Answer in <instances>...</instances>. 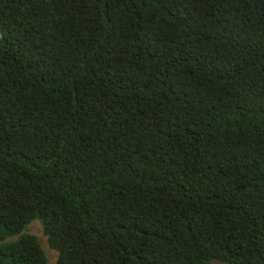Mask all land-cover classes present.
I'll list each match as a JSON object with an SVG mask.
<instances>
[{"label": "trees", "instance_id": "1", "mask_svg": "<svg viewBox=\"0 0 264 264\" xmlns=\"http://www.w3.org/2000/svg\"><path fill=\"white\" fill-rule=\"evenodd\" d=\"M264 264V0H0V264Z\"/></svg>", "mask_w": 264, "mask_h": 264}, {"label": "rangeland", "instance_id": "2", "mask_svg": "<svg viewBox=\"0 0 264 264\" xmlns=\"http://www.w3.org/2000/svg\"><path fill=\"white\" fill-rule=\"evenodd\" d=\"M36 218L32 221H30L26 228H25V232L33 234L35 236H37L38 240L40 241V246L41 248L44 250L45 254H46V258H47V264H57V252L56 250L50 248L47 240H46V236L43 232L42 226L40 224V220ZM211 264H227L224 263L222 261L219 260H212Z\"/></svg>", "mask_w": 264, "mask_h": 264}, {"label": "clouds", "instance_id": "3", "mask_svg": "<svg viewBox=\"0 0 264 264\" xmlns=\"http://www.w3.org/2000/svg\"><path fill=\"white\" fill-rule=\"evenodd\" d=\"M39 221V220H38ZM40 222V221H39Z\"/></svg>", "mask_w": 264, "mask_h": 264}]
</instances>
